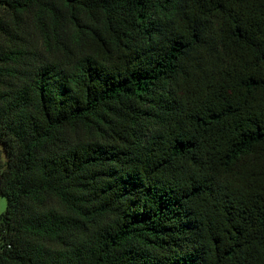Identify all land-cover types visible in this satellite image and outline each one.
Instances as JSON below:
<instances>
[{
    "label": "trees",
    "instance_id": "1",
    "mask_svg": "<svg viewBox=\"0 0 264 264\" xmlns=\"http://www.w3.org/2000/svg\"><path fill=\"white\" fill-rule=\"evenodd\" d=\"M0 197V264H264V0H0Z\"/></svg>",
    "mask_w": 264,
    "mask_h": 264
},
{
    "label": "rangeland",
    "instance_id": "2",
    "mask_svg": "<svg viewBox=\"0 0 264 264\" xmlns=\"http://www.w3.org/2000/svg\"><path fill=\"white\" fill-rule=\"evenodd\" d=\"M7 156L3 154L2 156V163L6 164L7 163ZM6 208V200L3 197H0V213L3 212Z\"/></svg>",
    "mask_w": 264,
    "mask_h": 264
}]
</instances>
